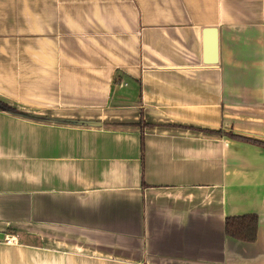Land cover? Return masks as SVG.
I'll return each mask as SVG.
<instances>
[{"label":"crops","instance_id":"1","mask_svg":"<svg viewBox=\"0 0 264 264\" xmlns=\"http://www.w3.org/2000/svg\"><path fill=\"white\" fill-rule=\"evenodd\" d=\"M0 102V264H264V0H0Z\"/></svg>","mask_w":264,"mask_h":264},{"label":"trees","instance_id":"2","mask_svg":"<svg viewBox=\"0 0 264 264\" xmlns=\"http://www.w3.org/2000/svg\"><path fill=\"white\" fill-rule=\"evenodd\" d=\"M0 109L4 112H11L14 110L2 102H0ZM142 150L144 151L143 138ZM258 225L259 218L254 214L229 217L226 219V235L239 242L254 244L257 240Z\"/></svg>","mask_w":264,"mask_h":264},{"label":"built area","instance_id":"3","mask_svg":"<svg viewBox=\"0 0 264 264\" xmlns=\"http://www.w3.org/2000/svg\"><path fill=\"white\" fill-rule=\"evenodd\" d=\"M3 243L7 246H17L18 245V238L14 236H7L3 240Z\"/></svg>","mask_w":264,"mask_h":264}]
</instances>
